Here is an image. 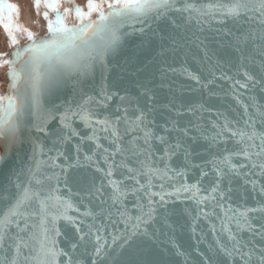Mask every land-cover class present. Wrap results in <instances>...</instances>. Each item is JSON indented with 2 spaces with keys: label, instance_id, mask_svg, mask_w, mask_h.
<instances>
[{
  "label": "snow or ice",
  "instance_id": "1",
  "mask_svg": "<svg viewBox=\"0 0 264 264\" xmlns=\"http://www.w3.org/2000/svg\"><path fill=\"white\" fill-rule=\"evenodd\" d=\"M45 7L57 12L55 20L44 14L48 35L37 40L24 29L30 43L0 61L11 81L10 94L0 96V164L23 144L30 153L0 190V264H164L154 246L183 217L194 234L206 221L212 237L191 264H264V0H88L87 12L75 9L73 27L57 11L59 0ZM14 12L0 0L11 45L21 30ZM126 38L139 41L128 54ZM189 45L211 65L208 78L184 65L161 67V78L179 74L208 99L173 93L160 105L151 81L138 76L140 54L166 64ZM118 56L133 69L134 92L121 95L108 83ZM97 71L99 85L89 92ZM217 81L227 85L234 114L210 104L220 98L210 87ZM62 86L72 90L67 99ZM249 196L255 206H234ZM187 201L195 215L181 207Z\"/></svg>",
  "mask_w": 264,
  "mask_h": 264
},
{
  "label": "water",
  "instance_id": "2",
  "mask_svg": "<svg viewBox=\"0 0 264 264\" xmlns=\"http://www.w3.org/2000/svg\"><path fill=\"white\" fill-rule=\"evenodd\" d=\"M107 12V9L105 10ZM98 17L92 18V20H96ZM87 22V21H86ZM79 21L75 23H67L66 25L69 27L76 26ZM191 33H189L190 35ZM48 35L47 30L34 36L37 40L45 37ZM126 44L124 46V52L126 54L130 53V51L136 48L139 41L135 38H126ZM30 43L28 39H24L19 41L17 44L13 45L12 48L9 49L7 55L4 59H13L12 53L15 52L17 49H21L27 44ZM155 53L151 52H142L140 54V61L142 63L138 64L139 68H143V71L138 73L140 79L143 80H150L151 84L149 87H152L156 92L157 100L159 101L160 105L166 104L169 99H171L172 94L175 93L177 96L181 94L186 100L191 101L192 103H199L204 102L208 99L207 97V90H200L199 86L195 85L192 81L185 79L183 76L179 74H173L171 71L168 72V76L166 78H161L160 68L161 67H168L169 65L172 68L179 69L182 65L188 67L190 70L197 72L198 74L202 75V78H208L209 70L211 65L208 62L203 61V53L197 51L195 46L189 45L183 52H180L178 55H169L166 64L163 61H154L153 63L149 64L148 60L152 59ZM215 59V58H214ZM147 65V67H144ZM9 66L7 65V86L4 92V95L10 94V78L8 76ZM131 69L128 65L125 64V57L118 56L115 59L110 61V71L109 81L108 83L110 86L114 84H119L120 88L116 89L113 87V90H119L120 94L123 95L124 88H128L130 92H134L130 81L135 79L130 75ZM100 81L99 72L97 71L95 81L93 82L91 79L87 81V90L92 92L95 88L98 87ZM212 90L220 94V98H213L210 104L214 108H219L221 111H225L228 114L232 113L233 102L231 101L230 97H226L223 95V90L227 89V85L223 81H217L216 84L210 86ZM196 88L197 91H192L191 89ZM58 94L63 98L67 99L72 95V90L68 86H62ZM3 95V96H4ZM114 106V105H113ZM206 118L208 114H205ZM158 122L163 123V116H157ZM57 126V121H53L49 127L54 128ZM3 148L0 147V154H2ZM29 145L23 144L19 148H13L11 155L7 158L4 164H0V190L8 183V177L11 173V170L14 168H19L20 161L27 160L29 155ZM195 163H201L199 158H195ZM193 182V174L190 173L189 175V183ZM257 199H259L257 197ZM234 206L239 203H245L246 206H255L256 200L249 196L246 202L234 200ZM81 211L84 210L83 205H79ZM189 207L193 211V215H195V204L190 201L185 202L181 205V207ZM129 210L133 211L132 209V202L129 201L128 204ZM75 215V213H70ZM133 214H135L133 212ZM175 219V218H174ZM99 223V222H98ZM60 227L62 231L66 230L64 227V222H60ZM121 229H123V225H119ZM112 226H107V231L105 235H108V232H111ZM201 233L204 234L203 242L197 245V238L201 236ZM110 239V237H109ZM212 237L208 233V223L204 220H200L196 224V231L195 234L192 230V220L191 217H183L179 220V223L176 224L174 231H169L167 235H162L159 238V242L155 248V257L158 260L164 262V264H185V257H188L189 264H191L192 257L195 255V248L198 246L202 250H207V246L211 243ZM59 243L61 247L66 246V241L64 237L61 236L59 238ZM175 245V247H173ZM185 253V256H180L177 252Z\"/></svg>",
  "mask_w": 264,
  "mask_h": 264
},
{
  "label": "rangeland",
  "instance_id": "3",
  "mask_svg": "<svg viewBox=\"0 0 264 264\" xmlns=\"http://www.w3.org/2000/svg\"><path fill=\"white\" fill-rule=\"evenodd\" d=\"M95 3H100L101 0H94ZM6 3L15 5L18 8V13L14 12L12 14L13 24H16L17 21H21L24 19L23 16L27 10H29L28 14L31 16L32 25H27L28 27L26 30L31 31L33 33V36H37L38 34L44 32L47 30V21L44 19V14L47 13L49 20H55L57 12L51 11L50 9L45 7V0H41V4L39 9L37 10L34 6L35 0H6ZM87 3L88 0H59V7L57 11L60 13V15L64 16V22L67 23H75L77 22V18L75 16V9L79 7L82 11L87 12ZM107 9V7H104V11ZM25 11V13H24ZM67 11V15H65V12ZM20 12V13H19ZM24 14H23V13ZM23 14V15H22ZM22 15V16H21ZM33 15V16H32ZM21 16V17H19ZM97 14L94 12L91 16V19L96 17ZM23 17V18H22ZM19 19V20H18ZM22 22V21H21ZM19 23V22H17ZM20 27L21 25L16 24ZM0 30L2 31V35L4 36L3 40L5 41L0 43V61L5 60L4 57L7 55L10 48L13 47V45L10 44V41L8 40L7 33L3 30V26L0 25ZM4 29V28H3ZM35 32H38L37 34H34ZM7 36H5V34ZM20 35H23V38L25 37V31L21 30ZM18 36V37H19ZM21 38V37H20ZM27 39V35L25 37ZM18 42L21 40H17ZM5 43V44H4ZM7 86V65H4L0 67V96L4 95L5 89Z\"/></svg>",
  "mask_w": 264,
  "mask_h": 264
},
{
  "label": "bare ground",
  "instance_id": "4",
  "mask_svg": "<svg viewBox=\"0 0 264 264\" xmlns=\"http://www.w3.org/2000/svg\"><path fill=\"white\" fill-rule=\"evenodd\" d=\"M27 11L29 12V10H27ZM28 12L25 13V11H24L25 14L22 12V13L25 15V16H23L24 19L21 20L22 22H21V21H17V22H19V23L16 22V24L21 25V30L26 29V28L28 27L27 25H32V21H33V20L31 19V16L28 14ZM19 13H20V12H19ZM23 14H22V15H23ZM22 15H21V16H22ZM21 16H19V17H21ZM32 16H33V15H32ZM23 17H22V18H23ZM12 20H13V19H12ZM18 20H19V19H18ZM13 23H14V22H13ZM16 24H14V25H16ZM0 27H1V26H0ZM2 30H3V32H4V29H3V28H2ZM21 30H20V31H21ZM20 31H18V32H14V35H15L16 37L19 36ZM37 33H38V32H35V31H34V34H37ZM2 34H3V33H2V31L0 30V43H2V42H4V41H5V43H6V40H3V39H4V36H3ZM4 34H5V33H4ZM5 36H7V35L5 34ZM20 37H21V38H20ZM25 37H26V32H25ZM25 37L23 38V35H20V36H19V40L22 41V40L25 39ZM8 40H9V39H8ZM5 43H4V44H5Z\"/></svg>",
  "mask_w": 264,
  "mask_h": 264
},
{
  "label": "crops",
  "instance_id": "5",
  "mask_svg": "<svg viewBox=\"0 0 264 264\" xmlns=\"http://www.w3.org/2000/svg\"><path fill=\"white\" fill-rule=\"evenodd\" d=\"M4 31H5V30H4ZM16 38H17V40L19 39V37H18V36H17Z\"/></svg>",
  "mask_w": 264,
  "mask_h": 264
}]
</instances>
